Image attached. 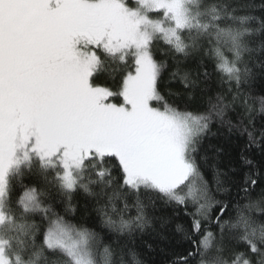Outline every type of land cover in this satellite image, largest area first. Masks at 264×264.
<instances>
[{
    "label": "snow or ice",
    "instance_id": "6c2138e0",
    "mask_svg": "<svg viewBox=\"0 0 264 264\" xmlns=\"http://www.w3.org/2000/svg\"><path fill=\"white\" fill-rule=\"evenodd\" d=\"M0 264H264V0H0Z\"/></svg>",
    "mask_w": 264,
    "mask_h": 264
},
{
    "label": "trees",
    "instance_id": "16d2710c",
    "mask_svg": "<svg viewBox=\"0 0 264 264\" xmlns=\"http://www.w3.org/2000/svg\"><path fill=\"white\" fill-rule=\"evenodd\" d=\"M213 131H215V129H213ZM232 139L235 140V137H233ZM211 142L213 144H216L218 147H220L224 150L223 153L221 154V158H220L221 165L223 167L226 168L229 165V163L235 162L236 150L233 146V143L230 142L228 139H226L225 136L220 135V136L214 138ZM209 175H210V173H209ZM75 222L76 223L80 222L79 217L77 218V220ZM146 239H149V242H153L151 240V238L146 237ZM161 246H163V245H161ZM153 258L159 261V260H162L164 258V256L162 253L157 252L153 255Z\"/></svg>",
    "mask_w": 264,
    "mask_h": 264
}]
</instances>
